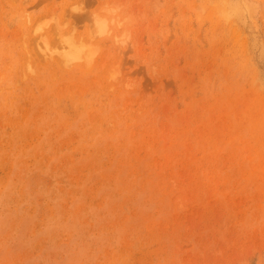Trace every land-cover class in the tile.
Returning <instances> with one entry per match:
<instances>
[{"label":"rangeland","instance_id":"rangeland-1","mask_svg":"<svg viewBox=\"0 0 264 264\" xmlns=\"http://www.w3.org/2000/svg\"><path fill=\"white\" fill-rule=\"evenodd\" d=\"M9 1L0 264H264V0Z\"/></svg>","mask_w":264,"mask_h":264},{"label":"bare ground","instance_id":"bare-ground-1","mask_svg":"<svg viewBox=\"0 0 264 264\" xmlns=\"http://www.w3.org/2000/svg\"><path fill=\"white\" fill-rule=\"evenodd\" d=\"M7 1H9V0H7ZM38 1H40V0H38ZM45 1H46V0H45ZM224 1H225V0H224ZM5 2H6V1H5ZM9 2H10V1H9ZM225 2H226V1H225ZM4 7H5V6H4ZM9 7H10V6H9ZM33 7H35V6H33ZM0 10H1V9H0ZM232 10H233V9H232ZM235 10H236V8H235ZM3 11H5V10H3ZM1 13H2V12H1ZM1 13H0V14H1ZM232 14H233V13H232ZM235 16H236V15H235ZM117 24H118V23H117ZM103 26H104V25H103ZM54 29H55V28H54ZM99 29H100V28H99ZM101 29L103 30V27H102ZM101 29H100V31H101ZM56 30H57V29H55L54 32H55ZM57 31H58V30H57ZM57 31H56V33H55L56 35H58V34H57ZM60 31H61V30L59 29V32H58V33H60ZM61 33H62V32H61ZM60 35H61V34H59V37H61ZM62 36H63V35H62ZM59 39H60V38H59ZM62 39H63V38H62ZM64 42H65V41H64ZM62 43H63V42H62ZM8 48H9V47H8ZM44 48H45V47H44ZM69 48H70V47H69ZM9 49H10V48H9ZM45 50H46V48H45ZM70 51H71V49L69 50V52H70ZM81 51H82V50H81ZM7 52H8V51H7ZM11 52H12V50H11ZM16 52H17V51H16ZM18 52H19V51H18ZM45 52H46V51H45ZM69 52H68L67 54H69ZM73 52H74V53H73L74 58H76V57H77V54H78L79 52L76 54V57H75V51H73ZM9 53H10V51H9ZM70 53H71V52H70ZM19 54H20V53H19ZM11 55H12V53H11ZM20 55H21V54H20ZM20 55H19V56H20ZM7 56H8V54H7ZM19 56H18V57H19ZM21 56H22V55H21ZM78 56H79V55H78ZM86 56H88V55H86ZM3 57H4V56H3ZM8 57H10V56H8ZM79 57L81 58L82 56H79ZM90 57H91V55H90ZM90 57H89V58H90ZM1 58H2V57H1ZM5 58H6V57H5ZM12 58H13V57H12ZM18 59H19V58H18ZM68 59H70V58H68ZM85 59H86V58H85ZM10 60H11V58H10ZM77 60H78V58H77ZM86 60H87V59H86ZM14 61H15V60H14ZM79 61H80V60H79ZM83 61H84V60H83ZM87 61H88V60H87ZM65 63H66V62H65ZM89 63H91V61H89ZM30 64H31V63H30ZM32 64H33V63H32ZM68 64H69V63H68ZM85 64H86V63H85ZM66 65H67V64H66ZM69 65H70V64H69ZM86 65H87V68H88V65H90V64H86ZM9 66H10V65H9ZM61 67H62V66H61ZM68 67H69V66H68ZM84 67H86V66H84ZM3 71H4V70H3ZM9 72H10V71H9ZM9 72H8V73H9ZM12 72H13V71H12ZM15 72H16V71H15ZM6 73H7V72H6ZM8 73H7V74H8ZM14 74H15V73H14ZM37 74H38V72H37ZM9 75H10V73H9ZM9 75H8V76H9ZM5 76H6V75H5ZM11 77H12V76H11ZM14 77H15V76H14ZM43 77H44V76H43ZM16 78H17V77H16ZM33 79H34V78H33ZM33 79H32V81H33ZM40 79H41V78H40ZM40 79H39V80H40ZM49 79H50V76H49ZM15 80H16V79H15ZM51 80H52V79H51ZM10 81H11V80H10ZM34 81H35V80H34ZM15 82H16V81H15ZM41 82H42V81H41ZM49 82H50V81H49ZM38 83H39V82H38ZM18 84H19V83H18ZM43 85H44V84H43ZM12 89H13V88H12ZM5 91H6V90H5ZM9 91H10V90H9ZM25 91H26V90H25ZM13 94H14V93H13ZM8 96H9V94H8ZM4 97H5V96H4ZM4 97H3V98H4ZM5 99H6V98H5ZM4 102H5V101H4ZM60 106H62V105H60ZM56 107H57V106H56ZM58 111H59V110H58ZM60 112H61V111H60ZM61 114H62V113H61ZM68 124H69V123H68Z\"/></svg>","mask_w":264,"mask_h":264}]
</instances>
